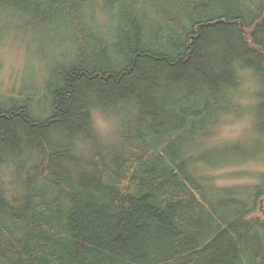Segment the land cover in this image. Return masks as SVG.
I'll list each match as a JSON object with an SVG mask.
<instances>
[{
	"label": "trees",
	"instance_id": "1",
	"mask_svg": "<svg viewBox=\"0 0 264 264\" xmlns=\"http://www.w3.org/2000/svg\"><path fill=\"white\" fill-rule=\"evenodd\" d=\"M55 21L74 55L40 81L47 115L38 92L0 104V150L29 153L17 180L0 159V264H264V173L206 170L264 151V0H0V24ZM247 77L251 143L208 145Z\"/></svg>",
	"mask_w": 264,
	"mask_h": 264
},
{
	"label": "rangeland",
	"instance_id": "2",
	"mask_svg": "<svg viewBox=\"0 0 264 264\" xmlns=\"http://www.w3.org/2000/svg\"><path fill=\"white\" fill-rule=\"evenodd\" d=\"M151 26L158 28L160 24L153 22ZM162 26L168 25L163 23ZM0 30V104L6 107L10 104V96L23 97L25 94L31 96L38 92L33 99L32 115L44 118L49 109V95L45 88L43 91L42 84L57 63L66 62L73 57V28L68 22L61 21L29 28L15 22H7V24H0ZM256 84L254 79L247 77L242 85V92L237 98L239 112L231 113L222 119L223 121L210 137L208 145L230 144L240 139H243L242 141L246 144L251 143L249 140L252 136L248 134L251 121L250 106L254 101V92L258 89ZM169 96L170 85L159 91V97L162 99ZM37 97L39 98L36 99ZM95 124L107 138L113 137L115 130L119 127L117 123L104 115H95ZM190 134L191 132L186 134L188 140L195 141L201 138L199 135ZM242 141L239 143L243 144ZM28 154L24 153L22 158H18L17 153L13 154L9 149L0 150V159L9 161L14 168L9 177L12 176L14 180L22 178V176L16 177L17 171L13 166L27 160ZM200 154L204 158H209L213 153L205 150ZM206 170L219 186L256 184L259 182V176L264 173V151L261 155H255L252 158L244 159L238 155L235 160L215 166L210 165V168L207 167Z\"/></svg>",
	"mask_w": 264,
	"mask_h": 264
}]
</instances>
